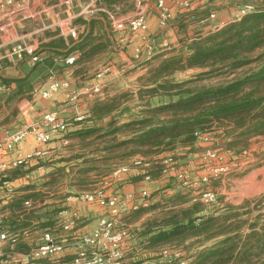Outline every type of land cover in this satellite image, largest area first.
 <instances>
[{"label":"trees","instance_id":"trees-1","mask_svg":"<svg viewBox=\"0 0 264 264\" xmlns=\"http://www.w3.org/2000/svg\"><path fill=\"white\" fill-rule=\"evenodd\" d=\"M131 1L95 0V4L108 11L116 7L123 11L131 8ZM244 4L251 5V11L205 34H193L188 29L197 20L191 19L193 13L177 22L179 47L157 55L162 59L148 71L145 83L137 90V98L144 102L157 95L168 96V101L147 106L140 117H129L121 122L111 116L112 102H94L90 106L82 119L90 125L76 130L75 136L83 145L102 142L100 148L105 154L88 160L84 159V154L75 155L83 157V163H87L76 170L77 174L81 173L75 181L77 186L88 183L83 175L89 172L110 178L111 164L132 156H140L150 163L151 169L138 179H144V175H148L149 180L163 178L162 159L174 160L180 150L192 147L203 133L219 131L224 134L225 141L220 146L237 155L246 149L252 136H264V0ZM209 13L202 18H207ZM97 14L108 21L105 12ZM76 21L86 23L81 18ZM87 45L88 36L67 49L63 58L78 51L75 63L101 49L100 45H93L84 52ZM193 67L202 71L183 81L170 79L176 71ZM23 85L25 80L19 87ZM55 172L58 169L50 173L47 184L56 181ZM166 186L149 192V199L159 196L156 202L147 207L139 206L124 216L131 221L145 212L161 211L160 216L144 220L139 228L128 229L125 240L132 237L135 242L129 249L123 248L121 264H142L147 260L138 253L140 245L157 249L154 256H149L156 258L162 247H178L195 238L202 240L199 249L190 257L194 264H264V219L250 222V230L241 234V222L234 221L239 213L230 205L224 207L229 211L211 213L210 204L201 202L198 193L191 195L189 191L177 189L168 193L171 188ZM35 196L38 194L29 197ZM24 198L15 197L1 208L4 213L2 229L8 232L29 230L39 219L40 213L33 210L26 213L22 209ZM7 210L9 215H6ZM53 212H45L46 220L40 226L50 230L54 222L56 224ZM215 238L221 239L206 245ZM21 239L19 235L14 245Z\"/></svg>","mask_w":264,"mask_h":264},{"label":"crops","instance_id":"crops-1","mask_svg":"<svg viewBox=\"0 0 264 264\" xmlns=\"http://www.w3.org/2000/svg\"><path fill=\"white\" fill-rule=\"evenodd\" d=\"M75 1L12 0L10 4H4L0 0V43L5 44L16 40L33 43L36 45L37 52L41 57V60L33 65L27 56L14 61H2L0 67V84L3 86L0 92V133L20 129L32 120L38 119L46 111L56 112L59 118L65 122L69 123L72 120L81 127L87 126L88 124L82 125L80 122L87 115L86 111L92 104H89L87 109H84L86 106H84V103L82 104L83 100L87 101L92 96H98L97 100H103V89H108L109 85L116 80H122L119 86L121 91L119 92H129L131 89H126L127 84H125L124 80H135L137 82L138 78L145 73V71H137L139 70L137 68L135 71H129L125 75H120V68L116 67L117 65L114 64V61L117 59L121 62L130 63L131 61L128 58L133 57L134 48L145 45L144 40L147 36L143 39L141 35L136 36L129 33L128 35L126 32H119L116 35L111 32L108 21L101 19L97 12L91 11L94 14L86 17L84 9L75 11ZM214 1L192 0L190 8L187 9L188 11H184L178 7L176 0H166L171 8L172 18L166 27L160 28L153 9L154 0H148L149 9L152 11H149L147 16V35L152 34L153 36L157 34L161 40L159 48L153 45L149 48L148 52L154 54L165 49L179 47L177 22L182 17L187 16L188 13H193L191 19H197L192 24L199 25L194 31L195 34H205L212 31L211 25L213 22L208 18L202 17L205 13L207 14V12L214 10L211 6ZM230 1L221 5L217 11L215 10V22L223 25L231 22L236 16L237 9L243 5L239 0ZM77 18L84 19L86 23L77 22ZM61 22H69L76 26L78 28V38L73 39L68 35L60 33L57 25ZM122 33H126V35L120 37ZM87 36L88 45L83 49L84 52L93 45H100L101 49L82 61L75 62L73 65H66L63 58L64 52L67 49H71ZM60 41H62L61 46H59ZM69 54H75L77 58L80 52L73 51ZM98 57L106 61V65L103 69L94 72L95 66L89 63V61ZM49 71H60L57 74L58 77L68 80L70 86L73 83L76 84L77 90L74 91H77V97L74 101L67 100L65 92L61 90L49 99H42L32 94V90L43 86L44 79ZM22 80H25V85L19 87ZM94 88H98V91L92 92ZM107 89H104V93L108 92ZM63 144L64 142L61 137H54L46 144H37L33 137L29 135L16 143L12 150L6 151L0 149V162L12 160L18 153L27 154L34 149L43 151V155L40 158H33L20 167L10 168L6 171V178L15 187L13 198L24 196L23 200L34 199L29 196L39 190L36 189L37 184L38 188H40L39 184H42V182L43 184L46 183L51 176L50 173L54 170L53 167L43 165L41 162L60 155ZM237 169L239 170V168ZM142 174L143 170L131 168L128 173L117 179L104 176L102 183L104 184L105 194L112 195L113 193H117L116 195L123 196L133 193L138 195L142 189L148 192L160 189L165 182V179L162 178L152 180L138 179ZM30 186H33L34 189ZM48 186L49 184H47ZM172 191L168 190L167 192L171 193ZM73 194L75 193H69V195H65V197H61L60 199H43L41 204L32 209L34 212L40 213L41 216L32 223L29 230H26L27 236L22 237L18 244L12 246L5 241L0 242L3 254L5 256H13L14 254L20 256L27 253L40 231L48 228L47 226H40V223L46 220L44 216L45 212L53 210V217L57 220L58 212L61 209H74L77 211L79 219L76 221L73 229L67 232L57 231L54 222L49 230L55 234L58 240H62L65 244V251L62 256L69 257L73 251L75 235L80 232L91 231L98 219L106 213L104 205L69 199ZM158 199L159 196H156L151 198L150 201L154 203ZM5 204L0 202V210ZM130 204V201H126L124 205L127 208L126 213L130 211L128 209ZM27 212L30 211L28 210ZM6 215H9L8 210L6 211ZM145 215L146 218L150 213ZM143 221L144 219L141 216L134 224L136 229L140 227ZM134 242L135 238L128 237L123 243V248L125 250L129 249ZM41 263L44 264L45 262L42 261Z\"/></svg>","mask_w":264,"mask_h":264},{"label":"rangeland","instance_id":"rangeland-1","mask_svg":"<svg viewBox=\"0 0 264 264\" xmlns=\"http://www.w3.org/2000/svg\"><path fill=\"white\" fill-rule=\"evenodd\" d=\"M145 1L148 3V0ZM210 1L212 0H209L208 2ZM239 1L242 2L241 4L249 3V2L252 3V0H239ZM229 2L231 1L215 0L213 2V5L211 6L214 9L213 11L216 12L221 5ZM74 5H75V11L84 9V11L86 12L84 13V15L86 17L94 14L93 12H91L92 10L90 6V0H76L74 2ZM132 9L133 8L131 4L130 9L123 11L120 10V13L126 14L131 12ZM234 9L236 8L234 7ZM149 11L152 10L149 9ZM184 11H188V10H184ZM198 27L199 25H190L188 29L191 32H193V34H195L194 31ZM110 30L112 33L116 35H118L119 33L117 31H113L111 27ZM126 33H122L120 37L126 35ZM143 37H144L143 39L146 38L144 40L145 42L144 44L146 46L142 45L141 47H138L139 49H141V51L137 56L135 55V49L137 47L134 48L133 57L128 58L131 61L130 63L121 62L120 60L117 59H115L114 61V64L117 65L116 67L120 68L119 69L120 75H125L129 71H135L137 70V68H139V70L137 71H145V73L138 78L137 82L135 80H124L125 84H127L126 89H131V91L119 92L121 91L119 89V86L120 83H122V80L119 81L116 80L115 82L109 85L108 89L104 88L107 89L108 91L107 93H104L105 90L103 89V95H102L104 96L103 100H97L98 96L97 97L92 96L87 101L83 100L82 104L84 103V106H86V108L84 109H87L89 104H93L94 102H103L107 100L109 102H112L111 116L116 117V119L119 120V122H121L122 120L124 121V119L129 117H140L141 115L144 114V109L147 106L159 105L170 99L168 98V96H163V95L154 96L148 102H144L137 98V90L140 87H142L143 84L145 83L144 78L146 77V74L152 67L157 65L158 62L162 59L161 57H157V55L160 54V52L154 54H152V52H148L149 48H151L153 45L159 48V44L161 43V40L158 38V35L154 34L152 36V34L147 35V33H145ZM174 48L165 49L164 52L171 51ZM172 52H170L169 54H171ZM89 63L95 66L94 72L98 71L99 69H103L106 65L105 64L106 61L102 60L100 57L90 60ZM132 64L134 65L133 67ZM200 71H202V69L196 67L187 68L181 71H176L174 74L171 75L170 79L173 81H183L195 76V74H197ZM51 72L54 74V76L57 79H61L60 77L57 76V74L60 73V71L58 72L51 71ZM48 74L49 72L47 73L44 82L47 79ZM224 78L228 79L229 77H224ZM70 87L73 90H77V86L75 83H73V85H71ZM88 110L86 111V114H88ZM80 124L82 125L88 124L87 126H89L90 122L81 120ZM83 127L86 126L81 127L72 120H70L68 123L67 131L64 134H62V136H60L62 139L67 141L61 147V152H60L61 154L56 156L55 158L53 157L50 158V160H44L41 162L43 165L51 166V168L53 167L54 169L53 172L58 169V172L57 173L55 172L53 174L56 176L55 177L56 181L50 183L48 187L46 183L49 180H47V182L44 184L43 182L42 184H39L41 186L40 188H38V184H37L36 189L39 190L36 193L39 195L35 196L34 199H30L31 202L33 203V207L31 206L30 208H25L24 206H22L23 207L22 209L25 212L28 210L31 211L38 204H41V202H43L42 201L43 199L44 200L54 199V198L60 199L65 195H69L67 193L76 194L81 192H88L96 188H103L105 191V188L103 187L104 184L102 183L103 181L102 178L104 176L96 175L93 172H89L88 174L83 175V177H85L84 180L87 181L88 183L83 184L81 187L75 184L77 178L81 177V173L77 174L76 170L78 171V169H80L81 167L87 164V163L86 164L83 163V157H75V155L84 154V159L88 160V159H97L101 155L105 154V152L102 151L100 148L103 145L102 142H94L88 145H83V143H81V139L75 136V131ZM202 136L203 139L198 138V140L192 147L184 148L180 150V152L176 154L174 160L169 157H164L162 159V161L160 162L163 167L161 174H163L162 179H165V182L161 187V189H164L165 186L167 185L168 187L171 188L169 189L171 191L172 189L182 190L184 192L189 191L191 195H195L202 191H210L216 194V202L208 205L209 206L208 209L211 210V213H215L216 211H217L216 213H224L226 211H229L224 208L225 205H230L234 211H237L239 213V215L234 217V221L241 222L240 225L242 226V231L240 233L244 234L250 230L249 228L250 222L254 220L262 221L264 219V136L263 135L252 136L248 141L246 149L238 155L226 149V147L220 146L221 144L224 143L225 137L224 134H221L219 131H213V132L211 131L210 133H207L206 135H202ZM95 148H97V151L94 152L93 149ZM208 148H212L216 153V159L209 163L204 159H202L200 156L203 149H208ZM136 157L140 159L142 158L140 156H132L121 161L116 160L111 164V169L113 170L118 166H128L131 164L132 160H134ZM95 164L102 165L101 163L98 162L97 163L95 162ZM210 166L212 168L214 167L226 168V172L221 170L218 171L216 175L213 176L210 175V177H208L210 173L209 172ZM237 168H239V170ZM138 169L143 170L144 173L149 169H151V167L148 166L147 168H138ZM178 172H182V179L186 181L187 183L186 185H182L181 179L177 177ZM204 176L207 177L206 180L202 179ZM50 178L51 177H49L48 179ZM30 187L33 188V186ZM113 194H117V193H113ZM137 200H140V198H138ZM150 204L151 201H149V205ZM126 211L127 208H125V210L122 211L123 215L121 214L122 217H120L121 219L120 221L128 229L129 228L135 229L136 227L134 226V224L141 216L145 220L150 217H158L161 215V211L155 209L145 212L136 220L130 221L127 220V217H124L126 214L129 213V212L126 213ZM148 213H150V215L145 218L146 216L145 214ZM219 239L221 238L211 239L206 242V245H210L211 243H213L214 241H218ZM201 240L202 238H195L191 241L187 240L185 243L181 244V246L178 247L164 246L162 248L179 249L183 252V254L185 253L184 256L185 258L188 259L189 264L190 263L194 264V259L190 257L196 250L199 249L198 245ZM156 250L157 249L146 248L140 245L138 247V253L139 254L141 253L143 258L145 257V259H147L144 260L142 264H155L158 258L160 257V255H158L156 258L155 257L150 258L149 256L152 255L154 256V253H157L155 252ZM170 264H178V263L175 260H172Z\"/></svg>","mask_w":264,"mask_h":264},{"label":"built area","instance_id":"built-area-1","mask_svg":"<svg viewBox=\"0 0 264 264\" xmlns=\"http://www.w3.org/2000/svg\"><path fill=\"white\" fill-rule=\"evenodd\" d=\"M4 4H10L12 0H2ZM26 1V0H22ZM180 9L187 10L190 8L192 0H176ZM92 11H103L107 15L109 26L113 31L127 32L131 35H143L147 33V16L149 5L145 0H132V11L121 14L119 7L113 11H108L101 6L95 4V0H90ZM153 9L160 28L166 27L171 18L172 11L166 0H154ZM252 6L244 4L237 9L236 16L232 19L238 20L244 14L251 11ZM212 21L211 30H218L224 25L215 22L216 13L211 11L207 17ZM231 21V22H232ZM60 33L70 36L73 39L78 38V28L69 22H61L57 25ZM144 38V37H143ZM141 49H135V55L140 53ZM27 56L33 65L41 60L37 52V47L33 43L25 41H12L8 43H0V67L2 61H14ZM76 59L75 54H69L64 58L66 65H72ZM3 89L0 84V92ZM64 91L65 97L69 101H74L77 97L76 91L71 89L70 82L65 79H57L54 74L49 71L47 79L40 88L32 90V94L42 99H49L58 91ZM98 91L94 88L92 92ZM68 123L59 118L54 111L43 112L42 115L32 120L25 126L15 131H3L0 133V149L6 151L12 150L14 145L26 136H32L37 144H46L54 137H60L67 131ZM207 133L199 135V139ZM203 139V138H202ZM206 139V138H204ZM63 142L67 141L63 139ZM43 151L34 149L30 153H18L14 159L8 162H0V202L7 203L15 195V187L12 182L6 178V171L10 168H16L24 165L33 158H40ZM201 158L208 163L216 159V153L212 148L203 149ZM150 165L145 159L136 157L128 166H118L110 172L111 179H117L128 173L131 168H147ZM225 171L226 168L210 166L209 176L216 175L218 171ZM177 177L181 179L182 185H186V181L182 179V172H178ZM145 180H149L148 175H144ZM206 180L207 177H203ZM198 199L205 204L216 202V194L210 191H202L198 193ZM140 198V200H137ZM149 193L142 189L138 196L128 193L123 196L116 194L106 195L103 188H96L92 191L81 192L71 195L69 199L78 202L95 203L106 207V214L101 216L95 227L89 232H80L74 237L73 251L69 257L62 256L65 251V244L62 240H58L55 234L48 229L41 230L35 242L30 246L27 253L16 256H5L0 248V264H121L123 259V243L128 235V228L120 221L122 211L125 210L126 201H130L129 210L137 209L139 206L147 207L149 205ZM25 208L33 207L30 199L23 201ZM122 214V215H121ZM4 213L0 210V242L5 241L10 246L14 245L19 235L27 236V231L8 232L2 229V219ZM79 219L76 210L61 209L57 215L56 227L63 232L70 231ZM160 257L155 264H170L175 260L178 264H189V261L179 249L160 250Z\"/></svg>","mask_w":264,"mask_h":264}]
</instances>
